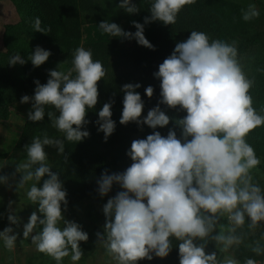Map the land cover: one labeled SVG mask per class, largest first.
Segmentation results:
<instances>
[{
	"label": "clouds",
	"instance_id": "1",
	"mask_svg": "<svg viewBox=\"0 0 264 264\" xmlns=\"http://www.w3.org/2000/svg\"><path fill=\"white\" fill-rule=\"evenodd\" d=\"M193 3L151 0L144 23L132 21L135 32L108 20L98 26L111 38L134 39L155 50L145 36V25H175L179 13ZM117 7L128 14L141 10L134 0H119ZM240 17L245 22L258 19L257 4L242 7ZM41 25L36 17L34 31H50ZM51 55L50 50L36 46L27 59L19 53L10 56L8 65L31 61L39 67ZM251 59L241 51L239 40L193 30L153 73L160 81V99L146 116L145 102L137 91L141 84L121 87L120 124L155 130L174 122V127L167 135L154 131L134 139L126 153L130 166L122 172L105 169L97 179L96 191L102 198L109 197L114 186L121 189L102 206L105 222L102 231L95 233V245L103 250L105 264L166 258L173 241L178 242L179 264H264V173L262 160L250 143V134L264 126V108L254 106L256 77ZM62 64L48 71L46 83L34 82V95L20 99L31 104L29 121L42 122L47 115L57 135L43 130L24 146L22 158L0 164V185L20 197L18 203L8 202L9 226L0 231V242L6 251L14 252L18 240L22 245L30 241L35 251L55 264H78L85 255L81 242L89 241V233L65 217L68 193L59 172L53 171L46 147L55 148L67 161L66 145L90 136L88 111L95 109L98 84L109 78V69L94 59L92 49L83 46L73 51L69 67ZM154 91L153 86L145 88L149 98ZM114 103V99L104 103L95 122L105 142L116 130ZM161 106L186 115L171 117ZM9 164L14 171L4 174ZM28 205L35 208L24 222L19 213ZM21 226L23 239L17 231ZM209 245L214 250L209 251Z\"/></svg>",
	"mask_w": 264,
	"mask_h": 264
},
{
	"label": "trees",
	"instance_id": "2",
	"mask_svg": "<svg viewBox=\"0 0 264 264\" xmlns=\"http://www.w3.org/2000/svg\"><path fill=\"white\" fill-rule=\"evenodd\" d=\"M24 5L28 12V18L33 27L36 17L42 21V27L50 29L49 32L34 31V38L48 44H56L68 57L72 59V53L80 47V40L85 34L79 11H83L89 21L88 48L92 49L94 59L101 60L105 67L109 69V78L101 80L98 84L99 97L95 109L88 111L87 119L90 123L86 130L90 136L77 144H67V161L60 155L59 160L54 163L53 171L59 172L61 180L67 190L69 204L85 198L98 196L96 191L97 179L105 169L113 172L110 158L106 155L95 153L89 149L88 140L104 139V133L98 131L96 120L98 111L103 104L110 100H115L113 104L112 119L116 121V130L107 143H117L124 145L131 136L141 133L142 138L154 131H160L162 135H167L170 128L174 127V122L167 127L151 129L147 125L140 126L135 123L122 125L119 123L123 109V92L121 87L126 83H139L140 92L147 111L155 107L160 99V81L153 73L158 71V66L174 50L175 44L185 40L190 36L191 31H204L213 38L227 39L229 33L236 32L243 24L240 17L242 6L234 4L230 0H195V3L186 5L179 13L175 25L165 26L161 22H153L155 27L145 28L146 38L155 46V50L140 46L136 40H121L111 38L107 34H102L99 23L103 20L115 22L126 31L135 32L136 28L132 21L137 18H144L150 15L148 7L151 0H134L140 6L138 14H128L123 9L117 7L119 0H11ZM22 73L17 80L18 98L24 95H34L36 87L35 81L46 83L48 71L51 70L46 62L34 67L31 61L21 65ZM260 69L262 71H257ZM256 73L263 82L264 87V58L257 63ZM153 86L155 91L152 98L147 97L145 88ZM262 106L264 108V95H262ZM166 114L172 116L175 110L161 106ZM259 110V108H257ZM186 112H178V117H183ZM43 130L55 132L50 127L47 115L42 122H31L26 120L21 136L16 145L24 147L31 142L34 135L40 134ZM179 135V129L177 128ZM50 134V133H49ZM254 137L264 140V126L257 128L252 133ZM4 155L0 153V158ZM35 208V206H34ZM173 250L166 258L154 257L153 260H142L138 264H179L178 242L173 241ZM214 250V245H209V251Z\"/></svg>",
	"mask_w": 264,
	"mask_h": 264
},
{
	"label": "rangeland",
	"instance_id": "3",
	"mask_svg": "<svg viewBox=\"0 0 264 264\" xmlns=\"http://www.w3.org/2000/svg\"><path fill=\"white\" fill-rule=\"evenodd\" d=\"M234 4L245 7L248 3H256L260 10V17L250 22H243L236 32L229 33L228 40L237 39L240 42V49L249 57L253 74L256 77V87L253 90L256 108H263L262 95H264L263 82L257 76V63L264 58V0H230ZM79 17L85 34L80 40V46L88 48V33L90 21L83 11H79ZM137 22L144 23V18L134 19ZM154 28L155 24H147L145 28ZM36 46H40L46 50H50L52 55L49 57L46 65L51 70L57 69L58 65L67 68L71 65L66 54L61 51L56 44H48L38 41L34 38V31L28 18V12L24 5L13 2L11 0H0V153L4 156L0 158V164L11 162L13 159L23 157L24 147L17 146V140L20 138L24 124L27 120V113L31 108V104L20 103L17 93V80L22 73L20 64L15 66L8 65L10 56L19 53L23 58L27 59L30 52L34 51ZM29 62V61H28ZM178 112L175 110L171 117L177 118ZM50 135H57L56 132H49ZM250 143L253 144L257 155L261 158V172L264 173V140L254 137L250 134ZM142 138L141 133L135 134L124 145L117 143H107L99 138L88 140L89 149L95 153L106 155L110 158L113 172H122L132 163L127 151L131 147L134 139ZM49 154V160L52 164L56 163L60 155L57 150L52 147H46ZM14 166L9 164L3 169L4 174H11ZM18 178V177H17ZM13 183H15L13 181ZM121 190L119 186H114L113 191L109 193L114 196L117 191ZM109 197H89L68 205L67 211L64 213L69 220H75L83 226V229L89 233V241L81 242L84 250V257L78 264H105L103 250L97 249L95 245V233L102 231V225L105 217L102 212V206L107 202ZM19 195L14 190H9L6 186L0 185V231L4 227L9 226L7 220V205L9 200L19 202ZM15 207V205H14ZM34 206L28 205L19 213L27 222V219ZM15 227V226H13ZM17 231L21 232L22 226ZM0 264H55L50 257L35 251L30 241L24 244L17 242L14 252H8L3 248L0 242ZM67 264V261H66Z\"/></svg>",
	"mask_w": 264,
	"mask_h": 264
}]
</instances>
